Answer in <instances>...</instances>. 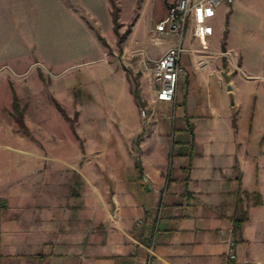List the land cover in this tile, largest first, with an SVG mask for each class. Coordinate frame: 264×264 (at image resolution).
I'll return each instance as SVG.
<instances>
[{
  "label": "crops",
  "instance_id": "crops-1",
  "mask_svg": "<svg viewBox=\"0 0 264 264\" xmlns=\"http://www.w3.org/2000/svg\"><path fill=\"white\" fill-rule=\"evenodd\" d=\"M169 1L135 0L131 33L153 23L159 43ZM222 28L191 35L216 42ZM177 37L143 56L138 90L124 66L111 71L112 106L81 113L79 138L0 131V264H264V80L244 77L229 41L185 45L181 66L196 60L210 86L160 100L146 60Z\"/></svg>",
  "mask_w": 264,
  "mask_h": 264
},
{
  "label": "rangeland",
  "instance_id": "rangeland-1",
  "mask_svg": "<svg viewBox=\"0 0 264 264\" xmlns=\"http://www.w3.org/2000/svg\"><path fill=\"white\" fill-rule=\"evenodd\" d=\"M134 1L0 0V131L5 126L15 134L29 135L32 129V134L42 139L46 134L78 137L81 113L88 121L93 119L88 110L92 114L94 105L112 106L116 78L111 71L117 73V66L127 69L132 88L138 90L141 73L137 69L143 56L151 53V48L157 52L167 47L178 37L164 34L156 43L158 33H152L150 22L140 23L132 34ZM237 3L234 11H226L227 5L220 6L212 20L216 27L224 28L216 42L192 37L193 30L188 26L185 45L208 53L229 41L239 49L240 56L244 55L245 73H240L251 80L260 77L256 80L263 82L264 0ZM150 53L147 60L159 58ZM188 54L184 52V56ZM185 59L179 105L185 104L184 99L191 94L201 100L203 95H198L197 88L210 86L209 74L197 69L204 73L203 78L197 77L196 60ZM244 77L241 83L253 85ZM257 97L260 99V95ZM79 102L85 103L81 111ZM259 110L256 106L255 116Z\"/></svg>",
  "mask_w": 264,
  "mask_h": 264
},
{
  "label": "built area",
  "instance_id": "built-area-1",
  "mask_svg": "<svg viewBox=\"0 0 264 264\" xmlns=\"http://www.w3.org/2000/svg\"><path fill=\"white\" fill-rule=\"evenodd\" d=\"M236 0H170L167 14L156 24V30L161 34L179 36V42L168 48L157 59L149 58L148 67H152L154 78L159 82L157 98L163 101H175L177 98L180 75L182 71L181 57L185 51V36L188 26L194 29L198 36L213 35L216 26L212 20L218 15L220 6L232 5ZM206 67L208 61H200ZM146 114V111H143ZM153 251V249H152ZM232 257H236L232 249ZM245 264H261L260 261H247Z\"/></svg>",
  "mask_w": 264,
  "mask_h": 264
},
{
  "label": "trees",
  "instance_id": "trees-1",
  "mask_svg": "<svg viewBox=\"0 0 264 264\" xmlns=\"http://www.w3.org/2000/svg\"><path fill=\"white\" fill-rule=\"evenodd\" d=\"M118 15H119V12L117 11V13L115 14V18L116 19H118ZM117 26H119V24H117ZM136 93H137V96L140 98V92L139 91H136ZM259 199V198H258ZM256 200L257 202L259 201V200ZM260 201H261V199H260ZM246 218H248V215L246 214ZM243 221V220H242ZM238 225V224H237Z\"/></svg>",
  "mask_w": 264,
  "mask_h": 264
}]
</instances>
